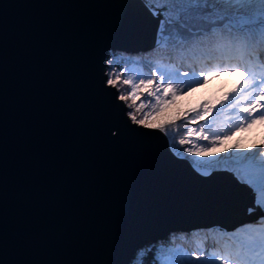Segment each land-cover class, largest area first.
<instances>
[{"label": "water", "instance_id": "95a60500", "mask_svg": "<svg viewBox=\"0 0 264 264\" xmlns=\"http://www.w3.org/2000/svg\"><path fill=\"white\" fill-rule=\"evenodd\" d=\"M142 0H0V264H129L171 232L225 231L250 187L128 119L109 51L154 43ZM239 206V204H238ZM237 224V223H236Z\"/></svg>", "mask_w": 264, "mask_h": 264}, {"label": "snow or ice", "instance_id": "6c2138e0", "mask_svg": "<svg viewBox=\"0 0 264 264\" xmlns=\"http://www.w3.org/2000/svg\"><path fill=\"white\" fill-rule=\"evenodd\" d=\"M142 2L158 19L156 48H169L192 63L183 71L175 65H153L147 79L134 68L111 67L106 84L118 91L121 85L126 86L117 98L128 103L127 117L133 124L163 133L172 153L190 161L203 176L218 166H231L237 179L256 194V207L249 213L257 207L264 209V137L255 144L245 146L238 140L220 152L213 151L237 131L256 125L264 127V0ZM140 62L131 58L126 61ZM114 63V55H110L107 64ZM128 72L133 74L127 75ZM221 73L240 75L231 88L214 100H201L167 114L176 96L209 83ZM229 112L234 115H226ZM213 113H223V119L215 118ZM157 114L160 118H156ZM237 231L248 233V238L239 240L230 234L228 239L236 243L207 254L199 250L189 256L179 250L161 249L152 264H264V216L258 227ZM138 264L145 262L141 259Z\"/></svg>", "mask_w": 264, "mask_h": 264}, {"label": "trees", "instance_id": "16d2710c", "mask_svg": "<svg viewBox=\"0 0 264 264\" xmlns=\"http://www.w3.org/2000/svg\"><path fill=\"white\" fill-rule=\"evenodd\" d=\"M154 48H156V38L151 46L139 50L132 54H126L124 52H119V51H109L105 57V68H104L105 75L107 76L108 72L111 70V67H115L117 70H119L120 68H134L136 69L137 72H142L144 74L143 78L147 79L149 78L148 73L150 72L151 66L153 65L162 64L166 67L175 65L177 67H180V70L183 71L187 69L188 64L192 63L191 60H187V59L182 60L178 52H172V50L169 48H156V51H153ZM218 54L219 53H217V55ZM110 55H114V59H115V63L112 66H109L107 64V60L109 59ZM129 58L133 60L139 59L141 62L137 64L126 63V61ZM182 64L183 66L181 67ZM116 91H117V95L119 96L120 92L126 91V86L121 85L119 91L117 90V88ZM223 91H227V88H225L222 84H220L215 88H211L207 95L205 96L198 95L194 97L195 100L193 99L194 101L192 102L190 98L188 97L179 98L182 95H178L173 99L171 104L174 103L175 107L177 108L181 107V109H187L191 106L198 104L201 100L212 101L216 97L222 95ZM188 92L189 91H187L186 93ZM146 98L147 97H141V99L143 100H145ZM187 101L190 102L189 106H187V104L185 103ZM124 103H125V110L127 113L130 109L128 108V103L126 102ZM182 104L184 105L183 107ZM172 113H175V111L167 112V114L169 115ZM223 115H224L223 113H213V116L217 119H223ZM226 115L230 116L233 114L229 112ZM167 141H168V137H167ZM219 167H224V166L221 165L216 168ZM230 168L231 166H229L227 169L230 170ZM250 194L253 195L254 198L256 197V194L251 188H250ZM247 225L249 224H246L245 226ZM237 235L238 234H236V236ZM227 236L228 235L226 236L221 235L218 229H214L212 227L194 228L189 230L188 232H171L168 234V236L164 237L160 242L147 241L144 245L138 247L133 257L131 258L129 264H138V261L141 259L144 260L145 264H152V261L157 258L161 249L179 250L181 254L186 253L189 256H191L192 254L190 250H194L197 252H199V250H204L206 253H209L210 251L223 250L224 248L221 247L230 246L235 243L234 241L233 242L229 241Z\"/></svg>", "mask_w": 264, "mask_h": 264}, {"label": "rangeland", "instance_id": "374dc122", "mask_svg": "<svg viewBox=\"0 0 264 264\" xmlns=\"http://www.w3.org/2000/svg\"><path fill=\"white\" fill-rule=\"evenodd\" d=\"M132 74L133 73H131V72H128L127 73V75H132ZM239 75H240L239 73H232V74H229V73H221V75L218 78L213 79L209 83H207V84H205V85H203L201 87H198V88H196L194 90H191L188 93H185L184 95H182L179 98L188 97V98L191 99V102H192V101L195 100L194 97H196L198 95L205 96V95L208 94V92H209V90L211 88H215V87H217L220 84H222L228 90L229 88L232 87V85L239 78ZM105 83H106V81H105ZM117 97H118V95H117ZM147 99L148 98H146L145 101ZM185 103L187 104V106H189V104H190V102H188V101L185 102ZM183 106L184 105L182 104V107ZM179 109H181V107L177 108V107H175V105L173 103V104H170L168 106V108H167L166 111L167 112H169V111H175V112H177ZM230 113L234 115V113H232V112H230ZM230 116H232V115H230ZM156 118H160V114H157V117ZM187 126H191V125H187ZM183 127H184V125L181 124V129L182 130H183ZM181 134H182V131H181ZM262 137H264V127H262L260 125H256L252 129H250V130L246 129L244 132H240V131L235 132L228 140L225 141V143L223 145H219L217 148L213 149V151L214 152H220L222 148H224L226 146L227 147H230L232 144L236 143L238 140H239V142L241 144H243L245 146H247L249 144H255V143H258L259 140ZM253 151H255V149ZM222 155H224V156L226 155L227 156L228 153H222ZM219 168H225V167H219ZM225 169H227V168H225ZM255 199H256V197L254 198L253 195L250 194V203L249 204H246V205H243L242 206V200L240 201V203H239V210L242 211V212L240 213L241 215H237V216H239V217H241V216L245 217V216L249 215L251 217L248 219L247 222L245 221V222H243L241 224H238L236 227H234L233 230H229L228 229L227 231H225V233L226 232H229L228 233V236L232 232V234L233 233L235 235L238 234L237 237H238L239 240H244V239H247L248 238V233L242 232V231L241 232H238L237 229H243L245 227H258L259 226L260 218L262 216H264V209H259L257 207L256 211H254L251 214L249 213V209H254L256 207V205H255ZM246 224H249V225L245 226ZM210 227L216 229L217 228V224H213ZM184 232H188V231H184ZM228 236H227V238H228ZM229 241H232V240H229ZM221 248H225V247H221ZM193 251L194 250H190V252H193ZM210 252H212V251H210Z\"/></svg>", "mask_w": 264, "mask_h": 264}, {"label": "bare ground", "instance_id": "6f19581e", "mask_svg": "<svg viewBox=\"0 0 264 264\" xmlns=\"http://www.w3.org/2000/svg\"><path fill=\"white\" fill-rule=\"evenodd\" d=\"M240 201L241 200H234L233 201V203H232V205H231V208H232V212H233V214L235 215V216H237V215H241L240 213L242 212V211H240L239 210V206H238V204L240 203ZM262 214V213H261ZM251 216H249V215H247V216H245V217H243V216H241V217H239V216H237V219L236 218H234L232 221H231V223L229 224V226L226 228V230L225 231H227L228 229L229 230H233L234 229V227H236L238 224H241V223H243V222H247L248 221V219L250 218ZM257 219V218H256ZM237 223V224H236ZM234 225V226H233ZM217 229V228H216ZM218 231L221 233V235H223V236H226V235H228V233L229 232H226L225 233V231H222V230H219L218 229Z\"/></svg>", "mask_w": 264, "mask_h": 264}]
</instances>
